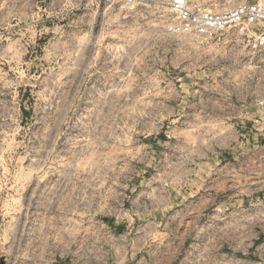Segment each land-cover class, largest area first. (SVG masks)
I'll list each match as a JSON object with an SVG mask.
<instances>
[{
  "label": "rangeland",
  "instance_id": "obj_1",
  "mask_svg": "<svg viewBox=\"0 0 264 264\" xmlns=\"http://www.w3.org/2000/svg\"><path fill=\"white\" fill-rule=\"evenodd\" d=\"M226 35L185 30L173 0H0L1 264H98L114 231L168 216L153 187L197 147L218 200L167 224L171 264H264V121L214 103L212 55L246 50Z\"/></svg>",
  "mask_w": 264,
  "mask_h": 264
},
{
  "label": "crops",
  "instance_id": "obj_2",
  "mask_svg": "<svg viewBox=\"0 0 264 264\" xmlns=\"http://www.w3.org/2000/svg\"><path fill=\"white\" fill-rule=\"evenodd\" d=\"M218 44L222 45L221 42ZM227 54V50L218 48L212 59L215 67L212 68L213 78H218V86L227 90L226 96L217 98L215 105L227 106L225 112L227 118L235 120L236 117H242L245 121H251L258 118L264 121V105L258 106L252 97L251 72L247 66L236 64L233 57L234 53ZM227 56L232 61L227 62ZM261 82V78H260ZM225 83V84H224ZM262 89V85H261ZM242 90V91H238ZM237 111V113H235ZM262 143L259 146L260 158L262 162L264 153V134L260 133ZM185 160L178 162H169L171 169L177 171L170 177H165L164 185L153 187V198L155 201L150 207L151 210L163 208L169 211L165 219L156 216L144 220L141 225H135L131 228L125 226L115 232V241H110L109 252L103 256L98 264H171L172 263V240L171 228L167 224L174 222V219L181 215L187 206L186 202L210 203L217 201V193L212 188H206L197 185H210L215 181L217 175L216 167H213L216 153L213 148L202 150L197 147L193 152L186 151ZM228 154V151L226 152ZM203 169L204 172H203ZM195 186V189H192ZM191 186V187H190ZM193 192V193H192ZM162 199V203L160 201ZM173 219V220H172ZM180 231V227L178 228ZM118 233V234H117ZM121 234V235H120Z\"/></svg>",
  "mask_w": 264,
  "mask_h": 264
},
{
  "label": "built area",
  "instance_id": "obj_3",
  "mask_svg": "<svg viewBox=\"0 0 264 264\" xmlns=\"http://www.w3.org/2000/svg\"><path fill=\"white\" fill-rule=\"evenodd\" d=\"M173 8L179 12L185 30L194 31L203 38L231 34L240 48H246L236 50L233 60L240 66H247L250 72L258 71L256 84L259 90H252V97L258 106H263L264 0H223L219 11L191 9L184 0H173ZM251 79L253 81V77Z\"/></svg>",
  "mask_w": 264,
  "mask_h": 264
},
{
  "label": "water",
  "instance_id": "obj_4",
  "mask_svg": "<svg viewBox=\"0 0 264 264\" xmlns=\"http://www.w3.org/2000/svg\"><path fill=\"white\" fill-rule=\"evenodd\" d=\"M1 264V263H0Z\"/></svg>",
  "mask_w": 264,
  "mask_h": 264
}]
</instances>
